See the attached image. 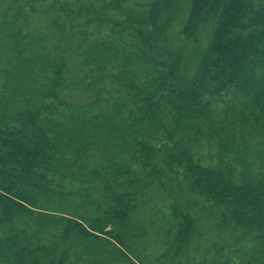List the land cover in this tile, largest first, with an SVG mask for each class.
Listing matches in <instances>:
<instances>
[{
  "label": "trees",
  "instance_id": "16d2710c",
  "mask_svg": "<svg viewBox=\"0 0 264 264\" xmlns=\"http://www.w3.org/2000/svg\"><path fill=\"white\" fill-rule=\"evenodd\" d=\"M184 1L175 39L177 0H0V264L137 263L138 197L155 182L168 187L180 169L182 194L211 207L213 234L227 248L250 239L242 264H264V179L237 182L234 168L204 167L193 154L200 138L227 145L238 127L264 130V0ZM37 7H46L48 36L31 25ZM74 175L100 184L106 208L97 204L93 218L59 219L62 206L48 202L62 195L53 179ZM173 215L175 257L193 264L195 219L177 206Z\"/></svg>",
  "mask_w": 264,
  "mask_h": 264
},
{
  "label": "rangeland",
  "instance_id": "374dc122",
  "mask_svg": "<svg viewBox=\"0 0 264 264\" xmlns=\"http://www.w3.org/2000/svg\"><path fill=\"white\" fill-rule=\"evenodd\" d=\"M140 1L143 4H148L152 0ZM177 1H179L181 12L171 30V35L175 39H178L182 32L188 11L184 0ZM51 2L52 0H45L43 5L46 4L51 6ZM64 3V1H61L60 4ZM37 9V13H30L28 8L26 13H30V16H32L31 25H34L33 29L39 30L36 34L48 36V30H51V28L48 25V18L43 16L46 7L43 9L37 7ZM214 28L215 23L212 22L206 24L201 29L200 40L202 50L206 49L210 44ZM67 60L72 77L77 76L78 62L75 58H69ZM191 61L192 59L189 60V62ZM188 66L190 68L192 67L193 70L196 67L192 62L188 64ZM72 96L68 97L70 102L73 101L75 104L85 102V97L83 95ZM223 102L227 103L219 105L218 112L214 113L218 121L224 118L222 112L226 110L229 98L225 99ZM251 128L252 127L245 131H241L240 127H238L236 132L232 134V142L227 145L220 143L217 137L200 138V142L195 143L193 146L195 160L207 168H234V177L237 182H241V180L246 177L255 178L260 176L264 179V130L261 126L259 128L254 127L256 131L253 130L250 132ZM225 149H227V151ZM67 170L65 173H70ZM178 171L179 174L176 177L172 176L173 179L170 181V184L167 185L168 187L161 190L160 183L155 182L142 193L143 196L140 195L138 197L140 203H145H143L140 211L133 218L139 226L144 228V230H142L144 237L141 235V238L137 239L134 243L133 258L137 263H129L119 259L108 261L105 264H111L113 262V264H186L183 257L177 258L174 253L175 246L173 243L175 242V235L178 231L177 221L173 215V207L175 206L181 210L189 211L195 219L197 234L190 243L187 253L193 264H213L215 260L219 259L222 264H226L228 261L232 264H242L243 260L249 258V256L245 257V254L251 253L254 242L250 239H246L240 243V245H235L233 241V248L225 247V240H222L223 236L216 237L211 231L215 229L217 225L215 217H213V215L209 216L212 214L211 207L207 205L203 199H199L195 206L192 205L194 198L189 196L186 191L182 194L185 186H180L175 181V179L178 178L179 181L182 182L183 172L181 169ZM53 180V187L62 192V195H58L57 199L48 201L52 203L55 208H58L56 205L58 203L62 206L58 208L59 210L57 211L53 210L57 218H71L73 220L93 218L97 215L96 212L94 213L97 204H99V212L105 210L106 207L102 199V190L99 182H93L91 178L85 175H79V177L78 175H74L67 177L64 181H61V178L58 177ZM85 201H89L92 204L94 203L95 206L86 205V207L80 208V205L83 206ZM167 233L169 234L168 237ZM215 244H217V246H215ZM105 247L106 249H103L104 252L111 253V251L114 250L112 245H105ZM237 251H240V253H235ZM207 252L209 253L207 254ZM134 255L138 256L141 262L137 260ZM81 257L84 260L87 258L84 254ZM76 260L77 259H74V263L72 262L71 264H97L96 261L89 262L87 259L84 262Z\"/></svg>",
  "mask_w": 264,
  "mask_h": 264
}]
</instances>
